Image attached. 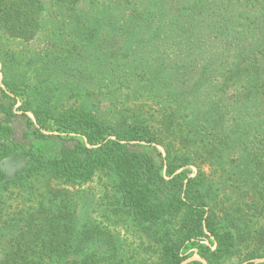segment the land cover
<instances>
[{
	"label": "trees",
	"instance_id": "obj_1",
	"mask_svg": "<svg viewBox=\"0 0 264 264\" xmlns=\"http://www.w3.org/2000/svg\"><path fill=\"white\" fill-rule=\"evenodd\" d=\"M237 2L255 13L253 21L234 26L219 0H0V39L30 44L45 33L53 39L51 48L25 60L7 55L0 43L3 85L21 100L18 110L38 136L46 131L58 133L51 135L55 139L61 134L83 138L69 139L73 146L58 155L29 153L27 168L14 178L0 164V264H97L101 255L115 264V238L98 226H84L76 234L75 214L64 201L67 188L97 176L112 180L105 212L145 232L160 264H184L192 248L207 264L235 259L238 264H264V223L254 231L255 224L264 222V0ZM195 22L210 23L213 34L233 33L222 48L224 64L217 69L209 64L186 81L181 75L190 73L184 64L195 55ZM49 24L54 26L49 29ZM168 38H173L171 45ZM24 62L26 74L19 70ZM105 88L112 89L114 102L125 88L136 94L159 91L155 95L166 100L165 106L184 103L192 114L190 97L205 107L196 99L209 91L212 103L195 119L208 124L214 136L200 145L199 132L176 123L172 134L177 128L186 131L190 143L177 151L161 131L164 137L158 139L153 127L103 122L88 98ZM9 113L0 103V114ZM13 136L12 127L0 123V139ZM158 145L164 154L153 147ZM197 155L213 165L227 162L232 170L228 179L234 190H242L243 198L232 205L234 214L226 215L229 220L221 223L213 211L217 204L211 211L214 198L205 186L203 192ZM190 166L200 170L195 177ZM18 187L31 204L21 209L19 219L4 220L6 191ZM38 190L45 191L34 196ZM206 234L215 239V250L196 245Z\"/></svg>",
	"mask_w": 264,
	"mask_h": 264
},
{
	"label": "rangeland",
	"instance_id": "obj_2",
	"mask_svg": "<svg viewBox=\"0 0 264 264\" xmlns=\"http://www.w3.org/2000/svg\"><path fill=\"white\" fill-rule=\"evenodd\" d=\"M219 1H222L221 11L226 13L229 16V19L233 20L232 24L234 26L240 24L241 20L249 23L255 19V13H249L248 11L250 8L249 10L243 8V6L246 5L239 4L237 0ZM246 12H248V14L241 15V13ZM213 19L215 22L218 21L217 18ZM208 24L210 23L195 22L194 24V27H197L196 32L198 34L195 35L194 42L196 50H194V53H191V56L195 55L191 59H187L184 64V70H189L190 73L185 74L186 77L181 75V78L186 81H190L194 77L192 72H201L206 66H209V64L217 69L220 68L223 63L220 61L223 53L222 48L230 43L231 37L229 35L233 32L223 31L221 33L218 32L219 34H213V29H208ZM52 26L54 25L49 24L47 25V28L50 29ZM200 30H203L205 33L200 34L202 33ZM189 36L191 35L189 34ZM52 40L51 35L45 33L41 35V38H39L38 41H34L30 44L3 39H0V43L3 45L4 52L8 53L7 55H15L16 58L21 57L20 59L23 58V60H25L26 57H34L42 50L51 48L53 45ZM172 40L173 38L171 40L168 38V43L170 45L172 44ZM254 55H257V57L261 56L258 53H254ZM25 63L26 62L20 63L23 64V67H20L21 69H19L22 74H26L27 72V67L24 68ZM182 64L183 63L180 65ZM9 65L10 63L8 62V66ZM2 71L3 65L0 61V87L2 88V90L0 89V103L4 104L10 111L9 115L0 114V123L12 127L14 136L9 140L0 139V155L5 156L0 158V164L3 165L7 177L14 178L17 173L23 172L27 168V158L29 153L34 151L37 156L42 155L45 157L58 155L62 148L73 146L74 141L71 142L69 139L75 137V139L83 140V138L81 136H68L66 134H61V139H55L52 138L53 136L51 135L58 136V133L46 131H42L44 134L43 136L36 135V127L30 125L22 116V112L18 110V107L21 105V100L16 101L15 96L9 93L3 85L4 75ZM177 79L179 80V75L177 76ZM31 82H34V80L32 79ZM111 91V88H105L103 93L88 98L90 108L102 118L101 120L103 122L110 124L122 121L129 125L139 123L144 126L153 127L158 139L164 137L163 135H166V138L169 139L166 140V144L171 143L169 141L172 140V147H175L174 149L177 151L184 147H188L190 143H187V140H185L189 137L186 131L177 132L179 129L177 128L176 132L172 134L173 126L176 123H181L184 126L189 125L190 127H193L195 131L199 132L202 136L198 143L200 145H203L202 143L204 142L207 144L208 137L211 136L212 138L214 136L209 129L210 127L207 129L208 124L195 119V115L198 117L199 112L205 113L206 106L212 103L210 96L207 94L209 91L200 93L196 99L197 101L202 102L205 107L200 108V103L195 105L196 96L192 95L190 97V103L193 102L190 107H194L192 108L193 110L195 109L194 114H192V110L190 112L187 111V107H185L184 103L178 108L175 104L176 107L173 106V104L172 106H165L164 103L166 100L159 99L157 98L158 96L155 95L159 94V91L156 93H150L151 91L149 89L143 91L141 94H136L132 88H125L123 92L118 95V102L113 101L115 98L110 93ZM8 97H10V99ZM170 99L171 98L168 100ZM72 103L74 102H70L69 105H72ZM173 107L176 108L175 110H177V112L173 110ZM28 115L35 121L32 114L29 113ZM160 131L163 135L160 134ZM181 139H184V141H181ZM201 140H203L202 143L200 142ZM6 146L9 148L7 149ZM153 147H157L159 152L164 154V149L161 146L158 145ZM194 148L195 145H193L191 149ZM7 154L10 156H6ZM195 163L200 167L201 171L197 166H190L188 169L192 171V177H195L199 171L204 176L203 192L205 193L206 190L210 189V197L214 198V201L210 203L211 211L213 206L217 204L213 211H215L218 214V217L221 218V223L224 222L225 218L226 220H229V218L226 217L227 213L234 214L236 206L232 205L236 200L241 199L244 196L242 195V190H234L233 181L228 179L230 174H232L230 173L232 171L231 168L227 165L225 166L227 162L221 160L216 161L215 165H213L211 160H207L201 155H197ZM110 180L111 179L106 176H97L85 185H75L67 188L70 191L69 194L64 192V201L68 203V206L71 204L70 210L75 214L74 232L77 234L84 226L85 229L92 230L95 226H98L103 232L111 234L116 240L115 249L117 253L114 258L116 259L115 264H160L158 260L159 255L153 253V251L148 248L150 244L154 243L150 242V239L145 232H142L135 224L130 226L124 219H120L119 216L115 217L113 214H108L107 211L105 212V205L111 202V200L108 199V195L110 196L113 194L112 183ZM42 186H44L45 189L46 185L44 184ZM62 189H64V187ZM44 191L45 190H38L35 192L34 196H36L37 193H42ZM13 192L16 194L19 193L20 187H18L17 190L12 188L11 190L6 191L7 199L5 198L4 200L9 207H7L6 212L4 213V220H9L12 217L19 219L24 215L21 214V209H23L25 205L28 206L31 204L30 202H24V199H27V197H23L21 192V196L10 194ZM35 201L36 200L33 201V204L36 203ZM18 203H21V205L17 206ZM18 207H21L20 210ZM1 223H3L2 214H0V225ZM263 223L264 222H261V224H255L254 231L261 229ZM225 225H228V223L226 222ZM88 233L89 232H86L84 236ZM206 235L205 238L197 240V243L195 242L196 245L203 244L212 250H215L217 246L215 239L211 237L210 234ZM100 242L103 243L102 240L98 241L99 244ZM108 243L109 241L106 242V244ZM187 255L189 259L184 264L191 262L207 264L206 261L200 257L196 248L189 250ZM103 257L104 256L101 255L96 258L97 264H110L112 259L107 257L108 260H106ZM74 261L79 263L81 258L77 256L74 258ZM231 262V264H238L239 260L235 259Z\"/></svg>",
	"mask_w": 264,
	"mask_h": 264
}]
</instances>
